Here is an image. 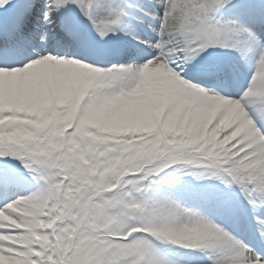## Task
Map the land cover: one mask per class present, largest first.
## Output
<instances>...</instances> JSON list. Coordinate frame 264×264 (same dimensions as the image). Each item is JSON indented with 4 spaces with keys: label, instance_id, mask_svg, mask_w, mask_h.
Returning <instances> with one entry per match:
<instances>
[{
    "label": "snow or ice",
    "instance_id": "1",
    "mask_svg": "<svg viewBox=\"0 0 264 264\" xmlns=\"http://www.w3.org/2000/svg\"><path fill=\"white\" fill-rule=\"evenodd\" d=\"M0 264H264V0H0Z\"/></svg>",
    "mask_w": 264,
    "mask_h": 264
}]
</instances>
